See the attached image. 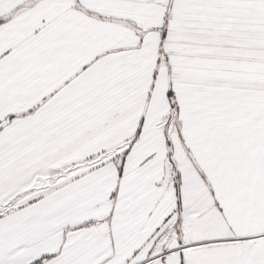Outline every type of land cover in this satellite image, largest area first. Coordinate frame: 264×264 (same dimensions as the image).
<instances>
[{
	"label": "snow or ice",
	"instance_id": "obj_1",
	"mask_svg": "<svg viewBox=\"0 0 264 264\" xmlns=\"http://www.w3.org/2000/svg\"><path fill=\"white\" fill-rule=\"evenodd\" d=\"M0 264H264V0H0Z\"/></svg>",
	"mask_w": 264,
	"mask_h": 264
}]
</instances>
